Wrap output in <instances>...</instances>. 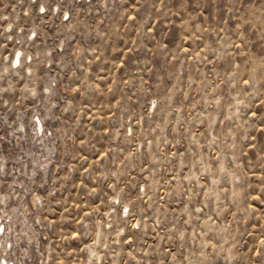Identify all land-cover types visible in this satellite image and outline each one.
<instances>
[{"label": "rangeland", "instance_id": "obj_1", "mask_svg": "<svg viewBox=\"0 0 264 264\" xmlns=\"http://www.w3.org/2000/svg\"><path fill=\"white\" fill-rule=\"evenodd\" d=\"M0 231V264H264V0H0Z\"/></svg>", "mask_w": 264, "mask_h": 264}, {"label": "bare ground", "instance_id": "obj_2", "mask_svg": "<svg viewBox=\"0 0 264 264\" xmlns=\"http://www.w3.org/2000/svg\"><path fill=\"white\" fill-rule=\"evenodd\" d=\"M21 53L20 52H17V54H16V56L14 57V59H13V61H12V63L14 64V65H17L19 62H20V59H19V55H20ZM20 64V63H19ZM38 130V129H37ZM37 130H36V132H37ZM0 232H2V231H0ZM3 263H6V260H5V258L3 259Z\"/></svg>", "mask_w": 264, "mask_h": 264}]
</instances>
